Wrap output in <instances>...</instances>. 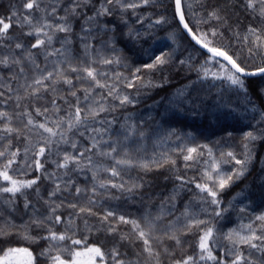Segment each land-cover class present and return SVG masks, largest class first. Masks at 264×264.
<instances>
[{
    "label": "snow or ice",
    "instance_id": "6c2138e0",
    "mask_svg": "<svg viewBox=\"0 0 264 264\" xmlns=\"http://www.w3.org/2000/svg\"><path fill=\"white\" fill-rule=\"evenodd\" d=\"M161 8L170 10L202 61L190 52L179 53L175 33L169 39L176 47L158 55L146 52L151 62L142 67L133 69L124 57L113 55V17L118 15L124 25L132 17L141 25L149 20L151 29L168 23L164 13L153 18ZM234 9H243L250 22L233 20ZM13 28L20 29L19 36ZM127 35L142 37L133 28ZM121 65L128 75H110L109 66ZM171 67L194 71L201 82L220 81L248 103L250 93L264 96V89L250 87V78L264 81V0H21L19 8L0 17V238L18 235L29 245L44 242L38 253L29 246L0 248V264H38L40 257L45 264H264V214L227 232L216 226V219L228 211L220 192L243 177L257 160L258 149L264 148V112L243 133L239 151L217 157L208 145L178 147L185 167L206 154L207 167L201 182L176 175L178 190L156 214L130 218L101 204L104 199L131 198L145 187L143 177L130 175L132 169L147 173L175 168L176 159L166 153L141 158V149L134 145L148 137L144 121L125 116L117 130L112 115L137 102L121 92L120 84L137 91L158 87L142 73H163ZM246 110L256 111L255 106ZM223 163L237 167L224 172ZM74 173L90 174L91 183L80 186ZM44 181L51 185L47 198L41 194ZM189 183L195 184L194 199L208 218L192 211L190 201L179 216L166 220L172 215L166 205ZM33 194L35 200L30 199ZM61 209L72 211L65 217ZM21 211L28 220L18 226L14 216ZM91 217L95 224L89 223ZM77 220L87 234L78 235ZM94 234L99 242L89 243Z\"/></svg>",
    "mask_w": 264,
    "mask_h": 264
},
{
    "label": "trees",
    "instance_id": "16d2710c",
    "mask_svg": "<svg viewBox=\"0 0 264 264\" xmlns=\"http://www.w3.org/2000/svg\"><path fill=\"white\" fill-rule=\"evenodd\" d=\"M162 2L167 3V0H162ZM212 2L215 3L216 0H212ZM20 4L21 0H0V17L10 15L13 8H19ZM233 12V20L239 18L242 25L250 22L243 9H234ZM161 13H164V10L162 8L157 9L153 12V18ZM164 14L168 17V23L154 26L151 29L148 28L149 20H145L144 24L141 25L135 23V17H132L128 24L124 25L119 22L118 15L113 17L112 23L116 25V52L113 55L124 57V64L133 69L142 67L144 63L151 62L150 56L145 54L146 52L158 55L176 47L169 39V33H175L177 42L180 44L179 53L187 56L190 52L196 60L202 61L203 57L190 45L188 38L178 30L176 22L171 18L170 10ZM129 28L139 30L142 37L138 40L130 39L127 35ZM10 31L16 36L20 34L18 28H13ZM22 39L31 38L22 37ZM109 70L110 75L113 71L128 75V70L123 65L109 66ZM142 75L145 80H151L153 84L159 86L140 87L137 91V89H126L122 84L119 85L122 93L131 94L137 102L135 105L117 109L112 114L117 118V130H119V124L123 123L125 116L130 115L134 121H144V130L148 133V137L140 144L134 145L141 149V158L147 160L166 153L176 159V166L175 168L165 166L147 173L139 169H132L130 175L133 178L143 177L145 187L131 198L121 197L120 199L101 201L103 208L136 219H139L146 212L156 214L160 210L161 204L174 191L178 190L179 182L175 179L176 175H181L187 180L194 179L196 182H201L200 178L207 167L204 163L208 159L207 154L201 157L198 162H187L191 166L185 167L186 162L175 151L178 147L208 145L217 157H219V153L228 150L239 151V141L243 133L250 130L249 126H256L260 119L259 113L264 112V96L257 98L254 93H250L251 103H248L242 94L237 95L234 92L226 91V85H222L220 81H198L194 71L188 72L171 67L163 73H152L145 70ZM250 79L252 81L250 87L257 90L264 89V81H261L260 78L253 77ZM253 106H255L256 111L246 110L252 109ZM170 133H174V135H169ZM48 167L51 171L52 166L49 165ZM235 167L237 166L234 163L221 164V169L224 172ZM73 178L82 187L91 183L90 174L74 173ZM125 179H128V176H125ZM50 187L51 185L47 181L41 185V194L45 195V198H47L46 192ZM112 192L114 195L120 196V193L115 190ZM197 193L198 190L194 183H189L182 190H179L176 199L171 204L166 205L165 211L171 209L172 212V215L166 216V220H173L179 216L190 201L192 211L199 214L201 218H208L201 212V205L194 199ZM219 195L222 200V207L228 209L223 217L216 219V226L221 232H227L241 224H247L255 216L264 214V148L258 149V158L249 166L248 172L230 187L220 192ZM30 199L35 200L34 194L30 196ZM69 199L71 198L69 197ZM172 204L175 205L174 208ZM19 207L22 209V200L19 201ZM240 209L245 211L241 212ZM71 211V209H61L65 217ZM14 219L15 223L21 226L27 222L28 215L21 211L15 214ZM76 223L81 229L78 235L87 234L83 232L82 221L77 220ZM89 223L95 224L96 218H89ZM57 227L59 230H63L62 226ZM120 227L122 230H127V226L122 225ZM35 234L34 231L33 235ZM100 239L103 237L101 236ZM186 239L191 241L192 238ZM98 242L95 234L89 236V243ZM10 246H29L34 253H38L44 247V242L29 245L18 235L0 238V248ZM126 250L128 249H121V251ZM38 264H45L43 257L39 258Z\"/></svg>",
    "mask_w": 264,
    "mask_h": 264
}]
</instances>
